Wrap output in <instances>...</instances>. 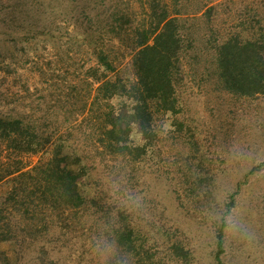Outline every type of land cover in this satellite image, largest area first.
I'll return each mask as SVG.
<instances>
[{
    "label": "trees",
    "instance_id": "16d2710c",
    "mask_svg": "<svg viewBox=\"0 0 264 264\" xmlns=\"http://www.w3.org/2000/svg\"><path fill=\"white\" fill-rule=\"evenodd\" d=\"M122 1L126 6L117 4L108 17L81 9V45L89 55L81 72V112L87 110L98 130L89 151L67 136L55 138L57 130L0 113V182L11 186L0 196V243H13L20 258L29 244L60 228V217L69 228V216L81 213L101 220V236L114 252L108 264H189L192 249L178 226L136 216L131 201L141 196L140 174L157 162L161 142L181 145L186 152L179 150L174 163L185 199L197 211L215 212L217 163L203 146L209 138L204 141L187 116L183 87L190 77L199 86L213 81L221 97L264 95V0L240 8L233 0ZM107 39L132 52V77L119 68ZM202 58L208 61L199 71ZM46 64L41 71L50 74L52 61ZM66 143L72 156L64 154ZM39 154L31 165L29 158ZM100 166L120 177L129 202L105 200ZM216 235L217 259L224 264L226 229L216 226ZM19 257L13 261L0 250V264H23Z\"/></svg>",
    "mask_w": 264,
    "mask_h": 264
},
{
    "label": "rangeland",
    "instance_id": "374dc122",
    "mask_svg": "<svg viewBox=\"0 0 264 264\" xmlns=\"http://www.w3.org/2000/svg\"><path fill=\"white\" fill-rule=\"evenodd\" d=\"M233 1V6L238 4L239 8L246 3H262V0ZM124 2L0 0V113L57 130L55 138L67 136L69 143L89 151L95 140L92 136L98 130L87 117V110L81 112L86 92L81 91L82 65L89 57L81 45V17L84 18L81 9L87 7L94 16L99 13L108 17L117 4L124 8ZM201 30L199 26L198 31ZM106 42L113 49L111 53L119 68L132 77V52L119 40ZM48 61H52L54 71L43 74ZM207 61L208 58L201 59L199 71L205 70ZM216 87L213 81L199 86L189 77L183 95L187 116L198 128L201 138L204 141L205 136L209 138L204 149L215 153L209 152L218 170L215 212L236 214L250 226L251 235L244 239L233 237L226 230L225 251L221 257L224 264H264V95L237 100L226 93V97H221ZM69 143L64 147V154L72 156ZM55 148L53 145L48 149L54 153ZM160 149L162 153L157 162L147 164L143 175L140 174L142 193L131 201L136 216L144 223L157 216L178 226L192 249L194 258L189 264H220L216 226L210 213L197 211L185 199L180 165L174 163L178 151L185 148L161 142ZM39 158L40 154L30 157L31 165ZM260 165L262 169L254 171ZM102 172L105 173L101 176L100 188L105 200L129 202L131 197L120 177L100 166V175ZM10 189V184L0 182V196ZM72 215L68 218L69 228H66L65 216L60 217V228L29 244L23 258L13 243H0V250H5L13 261L19 257L23 264H108L114 252L101 236V220L97 215L86 218L81 213ZM41 248L45 255L39 252ZM119 264L124 261L119 259Z\"/></svg>",
    "mask_w": 264,
    "mask_h": 264
},
{
    "label": "clouds",
    "instance_id": "9594fccd",
    "mask_svg": "<svg viewBox=\"0 0 264 264\" xmlns=\"http://www.w3.org/2000/svg\"><path fill=\"white\" fill-rule=\"evenodd\" d=\"M210 219L213 224L220 228H226L233 237L244 239L248 238L250 233V226L238 215L227 212L223 215L219 213H210Z\"/></svg>",
    "mask_w": 264,
    "mask_h": 264
}]
</instances>
